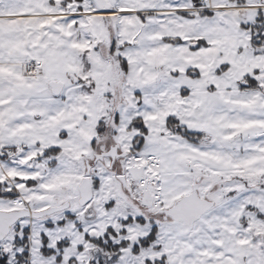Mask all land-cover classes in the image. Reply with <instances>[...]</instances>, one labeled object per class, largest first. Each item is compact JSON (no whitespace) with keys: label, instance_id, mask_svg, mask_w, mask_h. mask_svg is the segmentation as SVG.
<instances>
[{"label":"snow or ice","instance_id":"1","mask_svg":"<svg viewBox=\"0 0 264 264\" xmlns=\"http://www.w3.org/2000/svg\"><path fill=\"white\" fill-rule=\"evenodd\" d=\"M0 264H264V0H0Z\"/></svg>","mask_w":264,"mask_h":264}]
</instances>
